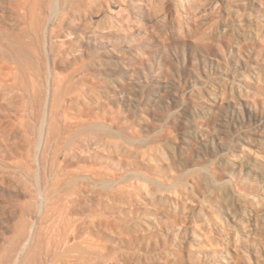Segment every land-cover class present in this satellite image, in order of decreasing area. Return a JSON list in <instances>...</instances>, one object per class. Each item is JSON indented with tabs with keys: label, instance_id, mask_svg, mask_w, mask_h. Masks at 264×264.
I'll list each match as a JSON object with an SVG mask.
<instances>
[{
	"label": "rangeland",
	"instance_id": "obj_1",
	"mask_svg": "<svg viewBox=\"0 0 264 264\" xmlns=\"http://www.w3.org/2000/svg\"><path fill=\"white\" fill-rule=\"evenodd\" d=\"M0 264H264V0H0Z\"/></svg>",
	"mask_w": 264,
	"mask_h": 264
},
{
	"label": "bare ground",
	"instance_id": "obj_2",
	"mask_svg": "<svg viewBox=\"0 0 264 264\" xmlns=\"http://www.w3.org/2000/svg\"><path fill=\"white\" fill-rule=\"evenodd\" d=\"M52 123H53V122H52ZM52 123H51V124H52ZM52 125H54V124H52ZM50 127H51V126H49V130H52V129H50ZM52 128H53V129H56L55 126H54V127L52 126ZM52 132H55V133H56V130H55V131H52ZM48 133H49V132H48ZM49 135H50V134H49ZM53 135H54V134H53ZM51 136H52V135H51ZM54 137H56V135H54ZM51 138H52V137H51ZM56 138H57V137H56ZM51 140H52V139H51ZM51 143H52V142H51ZM54 144H55V143H54ZM59 144H60V143H59ZM63 144H64V143H63ZM76 144H77V143H76ZM59 146H60V145H59ZM62 147H63V146H62ZM72 147H73V145H72ZM54 148H55V147H53V149H54ZM58 148H59V147H58ZM60 148H61V147H60ZM60 148H59V150H57V151H60ZM74 148H75V147H73V149H74ZM53 149H52V151H53ZM50 152H51V150H50ZM56 153H58V152H56V150H54V153H52V154L55 155ZM66 153L68 154V152H66ZM67 154H65V155L67 156ZM70 154H71V153H70ZM75 154H76V152H75ZM75 154H74V157H75ZM68 155H69V154H68ZM56 156H57V155H56ZM66 156H65V157H66ZM54 157H55V156H54ZM67 157H68V156H67ZM55 158H56V157H55ZM55 158H53V156L51 157L52 160L55 159ZM64 159H67V158H64ZM64 159H63V160H64ZM52 160H51V163L53 164ZM62 162H63V161H62ZM62 162H60V163H62ZM63 163H65V162H63ZM59 165H61V164H59ZM64 165H65V164H64ZM63 168H64V166L62 165V166H61V169H63Z\"/></svg>",
	"mask_w": 264,
	"mask_h": 264
}]
</instances>
